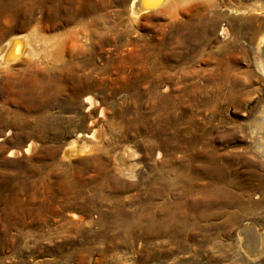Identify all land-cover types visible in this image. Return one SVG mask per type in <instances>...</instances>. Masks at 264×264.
Listing matches in <instances>:
<instances>
[{"label": "rangeland", "instance_id": "obj_1", "mask_svg": "<svg viewBox=\"0 0 264 264\" xmlns=\"http://www.w3.org/2000/svg\"><path fill=\"white\" fill-rule=\"evenodd\" d=\"M132 1L0 0V264H264V0Z\"/></svg>", "mask_w": 264, "mask_h": 264}, {"label": "bare ground", "instance_id": "obj_2", "mask_svg": "<svg viewBox=\"0 0 264 264\" xmlns=\"http://www.w3.org/2000/svg\"><path fill=\"white\" fill-rule=\"evenodd\" d=\"M90 1V0H89ZM184 1H188V0H133L130 4V10H131V13L134 17V20L139 22V19L141 17L142 14L146 13V12H149L153 9H156V8H160L162 7L163 9H165L166 11H168L172 16H178L179 15V8L181 7L182 3ZM15 3V1H14ZM8 5V4H7ZM11 5V3H10ZM9 5V6H10ZM16 5V4H15ZM209 7L211 8L210 9V13L214 14V15H221V10H224L226 7H229V8H233L232 6H230L228 3L225 2V0H209L207 2H205V4H201V7ZM8 7V6H7ZM93 7L95 9H97L98 7L93 4ZM208 8V9H209ZM120 11H123V10H120ZM202 19H207V18H201ZM93 24L96 25L98 28L95 30V33H94V36L91 37L90 34H84L82 36V38H84L86 41H88L89 39L91 40H95V43H98L101 44L103 43V41H100V38L99 37H102L101 33H100V30L101 28L100 27V24L102 22V17H101V14H96L93 16ZM208 22H210V25H212L211 27L215 28V26L217 25L216 24V20L214 18H208L207 19ZM106 24V23H104ZM196 25V24H195ZM204 26V25H203ZM104 27V26H103ZM105 28L107 30H112L110 26H105ZM104 29V28H103ZM114 30V29H113ZM224 32L228 33V30L227 28H224L223 29ZM34 31V30H33ZM107 33V31L104 33V35ZM109 33V31H108ZM107 33V34H108ZM106 34V36H104L103 38L105 39V42H107L108 40V35ZM178 34V33H177ZM22 36V37H21ZM13 35V36H10L9 38H7L5 40V42L3 43L2 47L0 48V63L1 64H5L6 66L10 67L12 63H14L16 61V59L18 58L19 54L22 52V46H23V42L26 44L28 43L29 47L26 49L25 51V54H29V55H34V51H35V48L34 46L32 45V43L27 40V36H23V35ZM29 36L32 37V40L34 42H37L38 44L39 43H42V42H47V40L45 39L44 35L41 34L39 31H34L33 33H31ZM188 36V35H187ZM198 37V36H197ZM180 38V37H179ZM191 38V37H190ZM191 40V39H190ZM49 41V40H48ZM205 42V41H204ZM178 44V43H177ZM203 45V44H202ZM201 45V46H202ZM61 47V46H59ZM59 47H57V54L60 52L59 50ZM264 47V46H263ZM203 48V47H202ZM25 49V48H23ZM197 50V48H196ZM262 56H261V62H260V65H261V69L263 70L264 72V48L262 49ZM24 53V52H23ZM188 53V52H187ZM51 54V52H50ZM98 54V51L97 52H92L91 55H90V58H93L94 55ZM164 54V53H163ZM195 54V53H194ZM261 54V53H260ZM185 55V54H184ZM21 56V54H20ZM50 56V55H49ZM60 57V56H59ZM182 58V57H181ZM194 56H190L188 59H193ZM170 59V58H169ZM176 59V58H175ZM179 59V58H178ZM186 59V60H188ZM183 60V59H182ZM193 61V60H192ZM44 65V64H43ZM235 95V94H234ZM202 98V97H201ZM227 98V97H226ZM199 100V99H198ZM230 100V99H229ZM86 101L89 103L88 105L90 107H95L96 105V100L93 96H87L86 98ZM204 102V101H203ZM104 107H102V113L104 112ZM48 115H43V119L45 120L44 122L48 121L47 117ZM42 121V120H41ZM43 123V122H42ZM261 127V126H260ZM264 128V125L262 127V129ZM98 135L97 131L93 134V136H96ZM260 135H261V139H262V142H261V147L263 148L264 150V131L262 130L260 132ZM260 139V140H261ZM70 146V145H69ZM34 147V142L32 141L29 146H28V151H32ZM70 152L74 153L76 152V147L75 146H70L68 148ZM131 152V151H130ZM128 151L127 152H123V153H120L118 155V163H119V166L121 168V170L123 172H125L126 174L128 175H133L134 174V171H133V165L131 164V162L129 161L128 159ZM221 157V156H220ZM215 159V158H213ZM218 160V159H217ZM185 166V165H184ZM190 166V165H189ZM187 167V166H186ZM218 167V166H217ZM185 168V167H184ZM204 168V167H203ZM176 169V168H175ZM188 169V168H187ZM205 170V169H204ZM177 171V170H176ZM208 171V170H207ZM172 172V171H171ZM173 173V172H172ZM175 173V172H174ZM213 173V172H212ZM203 175H206V174H203ZM212 175V174H211ZM220 175V172L219 174ZM209 176V175H208ZM210 178V177H209ZM227 178V177H226ZM182 179H183V176H182ZM211 179V178H210ZM218 177L214 178L213 181H218ZM228 180V179H227ZM233 180V179H232ZM206 181V179H205ZM187 182V181H186ZM190 182V181H189ZM196 182V181H195ZM238 182V181H237ZM206 183V182H205ZM216 185V184H215ZM236 186V185H235ZM237 187V186H236ZM230 189V188H229ZM222 194V193H221ZM229 199V198H228ZM251 225H248L246 227V229L244 230V234L242 236L243 240H245V247L247 249H250V251L252 252L253 250L255 251V249H261L263 248V245H264V240L262 238V234L259 232V231H254L253 235H255V242H256V245L253 246L252 248V245H250V241L249 238H247V235L249 233V230H250V227ZM249 240V241H248ZM254 242V240H253ZM252 242V243H253ZM252 248V249H251ZM258 250V251H259ZM249 251V250H248ZM261 251V250H260Z\"/></svg>", "mask_w": 264, "mask_h": 264}]
</instances>
